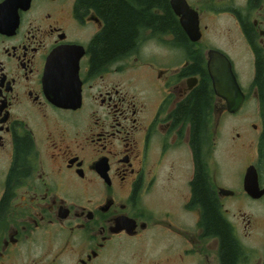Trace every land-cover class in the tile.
I'll use <instances>...</instances> for the list:
<instances>
[{
  "label": "flooded vegetation",
  "instance_id": "obj_1",
  "mask_svg": "<svg viewBox=\"0 0 264 264\" xmlns=\"http://www.w3.org/2000/svg\"><path fill=\"white\" fill-rule=\"evenodd\" d=\"M0 264H264V0H0Z\"/></svg>",
  "mask_w": 264,
  "mask_h": 264
},
{
  "label": "water",
  "instance_id": "obj_2",
  "mask_svg": "<svg viewBox=\"0 0 264 264\" xmlns=\"http://www.w3.org/2000/svg\"><path fill=\"white\" fill-rule=\"evenodd\" d=\"M184 23V20H182ZM50 60L48 61L46 67V79L47 84L51 86L56 81L61 80L62 76L59 75V70L62 69L60 66L61 63V52L60 50H56L50 56ZM222 64V65H221ZM212 77L215 83V89L218 94H223L225 92L229 98L234 102V106H238L243 101V95L240 91L238 83L234 77V74L231 69L230 62L228 60H223L220 62L218 66H210ZM60 85V83H58ZM227 85V86H226ZM226 86V88H225ZM54 90V89H53ZM54 97L58 102L62 100V88L59 86L57 90H54Z\"/></svg>",
  "mask_w": 264,
  "mask_h": 264
},
{
  "label": "rangeland",
  "instance_id": "obj_3",
  "mask_svg": "<svg viewBox=\"0 0 264 264\" xmlns=\"http://www.w3.org/2000/svg\"><path fill=\"white\" fill-rule=\"evenodd\" d=\"M152 234L153 233L151 232L147 233L145 237L142 238V242H140V240H138V242H126L124 245L128 248H133L142 245L145 247V250L150 253V255H153L156 253L157 248L159 246V239L158 236ZM124 258L127 257L124 255Z\"/></svg>",
  "mask_w": 264,
  "mask_h": 264
},
{
  "label": "trees",
  "instance_id": "obj_4",
  "mask_svg": "<svg viewBox=\"0 0 264 264\" xmlns=\"http://www.w3.org/2000/svg\"><path fill=\"white\" fill-rule=\"evenodd\" d=\"M118 14V21H117V48H122L123 46L120 44V41H122L125 37V18L123 13L121 11H117ZM205 94L203 95L204 98ZM205 108L204 105L198 104L195 109V116L201 117L203 116L202 113L204 112Z\"/></svg>",
  "mask_w": 264,
  "mask_h": 264
}]
</instances>
